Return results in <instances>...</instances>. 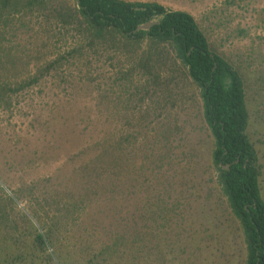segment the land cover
I'll return each mask as SVG.
<instances>
[{
    "label": "trees",
    "instance_id": "16d2710c",
    "mask_svg": "<svg viewBox=\"0 0 264 264\" xmlns=\"http://www.w3.org/2000/svg\"><path fill=\"white\" fill-rule=\"evenodd\" d=\"M36 1L0 0V104L8 91L17 94L39 84L45 73L55 77L60 72L55 87L66 89L70 82L65 73L74 76L76 70L78 82L88 80L98 94L88 107V102L80 103L75 93L65 91L40 128L37 117L28 125L27 134L39 144L24 158L15 157L10 168L27 165L36 168L37 175L10 193L0 186V264H155L160 260L161 234L167 222L174 221L169 217L181 202L192 204L188 188L202 173L194 160L196 149L188 152L184 147L176 153L169 123L148 124L155 107L151 101L144 107L149 83L139 79L158 80L170 54L200 92L203 121L213 139L216 185L243 232L244 264H264L262 164L248 135L244 81L228 60L211 50L194 16L158 3L75 0L86 24L82 35L87 44L83 40L24 78V69H30L29 62L20 60L24 47L8 44L1 28L32 29L26 13L33 9L23 8ZM42 3L40 15L46 16L48 4ZM52 11L65 21L71 19L61 7ZM44 18L41 29L52 19ZM152 20L156 23L149 29L136 31ZM116 36L128 56L137 59L135 67L117 71L115 77L99 72L92 78V63L83 58L96 55L97 44ZM21 201L26 202L23 208Z\"/></svg>",
    "mask_w": 264,
    "mask_h": 264
},
{
    "label": "rangeland",
    "instance_id": "374dc122",
    "mask_svg": "<svg viewBox=\"0 0 264 264\" xmlns=\"http://www.w3.org/2000/svg\"><path fill=\"white\" fill-rule=\"evenodd\" d=\"M42 1L48 4L46 16L40 15L44 5ZM124 1L158 3L168 10L189 12L205 33L211 50L228 60L242 76L250 112L248 135L262 164L260 185L264 199V0ZM56 6L72 15L71 19L65 21L54 14L52 10ZM23 9H33L26 13L33 28L10 30L8 44L14 46L18 43L24 47L20 60L29 62L30 69H24L23 73L26 78L60 57L58 50L66 51L69 46L71 49L74 43H78L83 37L82 33L86 32V24L77 11L75 0H37L32 7ZM48 16L52 19L46 21L47 28L41 29L40 24ZM61 33L67 34L63 36ZM96 47L97 54L87 55L83 60L87 64H95L102 75L115 77L117 71L135 67L137 59L128 56L120 47L117 36L109 37L106 44H97ZM163 49L167 51L165 47ZM167 63L162 67L158 80L144 75L139 79L137 76L140 83H149L144 107L148 106V102L155 107V116H151L148 124L153 127L169 123L175 132L176 153L179 154L184 147L188 152L196 149L194 160L202 173L196 179V185L188 188L187 196L192 204L181 202L182 206H178L177 211L169 217L174 221H168L161 234L160 260L155 264H244L246 247L243 232L239 222L231 216L226 198L216 185V173L211 162L213 139L203 121L200 92L183 65L174 61L173 54L168 56ZM86 70L87 67H84L83 71ZM60 71L63 72L64 68H60ZM76 72L75 77L69 76V72L65 73L70 82L66 89L55 87L60 72L55 77H48L45 73L39 84L19 89L17 94L13 91L5 94L9 100L6 98L0 104V186L6 192L16 190L25 179L30 180L37 175L36 168L30 170L27 165L10 168L15 157L24 158L29 154V149L39 144L34 136L27 134L33 118L39 119V124H36L40 128L49 108L60 104L59 99L68 93L65 91L75 93L80 103L88 102V107L95 103L98 90L93 89V84L88 80L84 81L86 78L82 80L84 82H78ZM55 73V70L51 72ZM91 77L95 78L93 75ZM17 169L21 170L16 173ZM25 204L21 201L19 207L23 208Z\"/></svg>",
    "mask_w": 264,
    "mask_h": 264
},
{
    "label": "built area",
    "instance_id": "2783aa9c",
    "mask_svg": "<svg viewBox=\"0 0 264 264\" xmlns=\"http://www.w3.org/2000/svg\"><path fill=\"white\" fill-rule=\"evenodd\" d=\"M2 29V32H4V34H5V39L9 42V38H10V28L9 27H2L1 28ZM65 34H67V33H61V35H63V36H65ZM71 34L73 35L74 33H72L71 32ZM83 36V35H82ZM85 41V39H84V37H81L80 38V40H79V42L78 43H74L72 46H71V49H70V46L66 49V51H60V50H58L57 52L59 53V55L61 54H65L66 52H69V51H72L74 48H76V47H78L81 43H83L84 41ZM86 42V44H87V41H85ZM70 44H71V42H70ZM58 55V56H59ZM57 56V57H58ZM56 57V58H57ZM97 66L95 65V64H92V75L93 76H97L98 74H99V68L97 69L96 68ZM96 68V70L94 71V69Z\"/></svg>",
    "mask_w": 264,
    "mask_h": 264
},
{
    "label": "water",
    "instance_id": "95a60500",
    "mask_svg": "<svg viewBox=\"0 0 264 264\" xmlns=\"http://www.w3.org/2000/svg\"><path fill=\"white\" fill-rule=\"evenodd\" d=\"M156 23V21L155 20H152V21H149V22H146V23H144V24H141V25H139L138 27H137V29H136V31H138V30H141V29H149L152 25H154ZM225 168H229L230 166L229 165H227V166H224Z\"/></svg>",
    "mask_w": 264,
    "mask_h": 264
}]
</instances>
